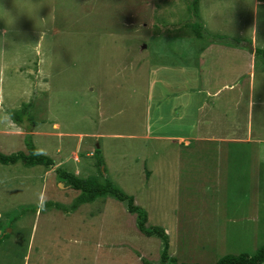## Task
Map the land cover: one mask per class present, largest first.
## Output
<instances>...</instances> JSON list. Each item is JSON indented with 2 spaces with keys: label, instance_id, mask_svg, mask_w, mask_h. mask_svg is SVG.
<instances>
[{
  "label": "rangeland",
  "instance_id": "rangeland-1",
  "mask_svg": "<svg viewBox=\"0 0 264 264\" xmlns=\"http://www.w3.org/2000/svg\"><path fill=\"white\" fill-rule=\"evenodd\" d=\"M192 1L0 0V114L27 118L33 103L36 125L27 134L2 114L0 152L27 153L31 141L56 162L0 163V264H161V238L140 231L126 201L106 191L77 205L82 191L59 168L133 197L179 262L264 246V59L253 53L264 3L197 0L194 13ZM197 20L202 37L187 26ZM232 93L237 107L225 105ZM251 102L257 142L246 140Z\"/></svg>",
  "mask_w": 264,
  "mask_h": 264
},
{
  "label": "trees",
  "instance_id": "trees-1",
  "mask_svg": "<svg viewBox=\"0 0 264 264\" xmlns=\"http://www.w3.org/2000/svg\"><path fill=\"white\" fill-rule=\"evenodd\" d=\"M190 9H193L194 13L198 12L199 10V1L193 0L189 3ZM199 19V18H198ZM201 21H193L187 23V26L193 28L197 32L198 37H202L200 30L203 28V25L200 23ZM223 37V36H221ZM224 38V37H223ZM255 59H264V49H256L254 51ZM264 68V67H263ZM33 103H29L25 105L21 112H25V115L28 117L29 109L32 107ZM19 113L12 114L13 119L17 123H21L23 119H27L20 115H16ZM29 141V140H28ZM29 146L31 147L29 152L25 151H18L17 153L11 155H5L0 152V163L3 164H15L18 161H23L25 164L29 166H36V165H44L46 167L52 168L55 166V160L50 158L49 156L43 155L38 153L35 150L32 142H28ZM97 158H98V165L101 166L104 161L103 158L100 156V150H97ZM60 171V179H64L63 181L66 182L67 186L71 188L78 189L82 191V196L78 199V203L83 202H90L94 201L98 197L102 196V194L106 191L115 195V197L119 198L122 201H126L129 207V210L133 213H137L139 215V229L142 233L147 236H157L162 240V253H161V264H200V263H185L179 262L176 257L170 256V237L166 233L165 229L162 227H150L148 228L147 223V216L146 213L138 206L134 204V199L131 196L126 195L123 191L115 187L111 181H107L105 184H100L95 179H83L77 177L73 172H69L66 169L59 168ZM5 236V235H3ZM2 240V236L0 237V242ZM264 262V246L260 247L254 255L249 254H227L220 258L216 264H262Z\"/></svg>",
  "mask_w": 264,
  "mask_h": 264
},
{
  "label": "crops",
  "instance_id": "crops-1",
  "mask_svg": "<svg viewBox=\"0 0 264 264\" xmlns=\"http://www.w3.org/2000/svg\"><path fill=\"white\" fill-rule=\"evenodd\" d=\"M257 2L258 3H264V0H257ZM256 33H257V31H256ZM253 43H252V46L253 45H255V44H257V41L255 42V37H256V34H253ZM253 48V47H252ZM262 49H264V48H262ZM204 51H202V53H201V56H204ZM253 81V79H251L250 80V82H252ZM239 87H241L242 89H243V87H242V85H238ZM251 86H252V88L254 87L253 86V84H251ZM226 88L227 89V86H223V88ZM231 89H233V88H231ZM183 91V90H182ZM219 92V91H218ZM182 94H189L187 91H183L182 92ZM220 95L221 94H216V96L215 97H220ZM241 101H242V99H241ZM240 100H237V96L234 94V93H232L231 94V96H230V99L226 102V104L225 105H227V104H229V105H231L233 102L235 103V106L237 107L238 106V104L241 102ZM249 111H247V116H246V119H245V121L244 122H246V123H248V131H247V138H246V140L247 141H250V140H252L253 138H254V135H253V117L255 116V108L254 107H256V104H254V102H251V105L249 104ZM221 108H222V106L221 107H219L218 108V114L219 115H221L222 114V112H221ZM231 112H233L232 114H229V113H227V117H228V121L231 123V124H234V123H236V111H237V108H231V110H230ZM5 113V112H4ZM3 112H2V114H3V116H5L6 117V119H7V121L8 122H12V121H10L9 119H8V117L6 116V114H4ZM221 113V114H220ZM2 114H0V116L2 115ZM232 117H234V121H233V123H232ZM13 123V122H12ZM55 125H57V124H55ZM35 129H36V127H35ZM34 129V130H35ZM240 129V128H239ZM238 126H235V125H233V126H231V130H230V134H229V136L228 137H231L230 139H231V141L232 142H235V143H237V137H235V135L236 134H238ZM212 136V138H209V139H207V140H211V141H216L217 140V143L219 142H224L225 140L224 139H226V138H222L221 136L220 137H217V136H215V135H211ZM242 139L240 138V141H241ZM246 140H242V141H246ZM257 140H260L259 138L258 139H254V140H252L253 142H257ZM191 141H193V140H183V139H181V140H179V143H183V145L185 146V147H190V142ZM240 141H238V142H240ZM246 141V142H247ZM264 158V157H263ZM244 160H247L246 158L244 159ZM179 165L178 164H175V167H178ZM179 170V169H178ZM178 173H179V171H178ZM179 176H180V173H179ZM210 217H212V216H208V218H210ZM220 222V221H219ZM216 226V225H215Z\"/></svg>",
  "mask_w": 264,
  "mask_h": 264
},
{
  "label": "clouds",
  "instance_id": "clouds-1",
  "mask_svg": "<svg viewBox=\"0 0 264 264\" xmlns=\"http://www.w3.org/2000/svg\"><path fill=\"white\" fill-rule=\"evenodd\" d=\"M253 43V42H252ZM251 43H249V45H250ZM247 45V44H246ZM251 47H252V44H251ZM253 50V49H252ZM256 50V48L254 49V51ZM254 53V52H253ZM29 104V103H28ZM28 104H26V105H28ZM32 106H33V104H32ZM32 108V107H31ZM30 108V109H31ZM15 114V113H14ZM11 120H13L12 122L13 123H15V124H18V125H21V126H23L24 128H25V130L27 131V134H30L31 132H33V130L35 129V127H36V125L34 124V123H32V121H31V118L30 119H28V121L26 120H24L23 119V121H21V123L19 122V123H17V122H15V120L13 119V116L11 115V118H10ZM24 122H30L31 123V127L30 128H27V127H25V125H23V123ZM97 150H100V148L99 147H96V148H94V151H90V153H89V155L90 156H95V157H97V155H99V154H97ZM2 153V152H1ZM100 156L103 158V161H104V157H103V155H102V152H101V150H100ZM75 159L77 160V163H80L81 161H80V158H79V156L77 155V154H75ZM98 158H97V161H96V164H95V166L100 170V171H102V172H106L105 171V168H104V165H105V161H104V163L101 165V166H99L98 165ZM55 164H56V162H55ZM54 167H56V166H54ZM69 171V170H68ZM69 172H73L77 177H79V178H83V179H95L94 178V176H89V177H86V178H84V177H82V176H79V172L78 173H75L74 171H69ZM150 176H151V174H150ZM96 180V179H95ZM97 182H99L100 184L101 183H103V182H100L99 180H96ZM63 183H65L66 184V182H64L63 181ZM112 183V182H111ZM113 184V183H112ZM67 185V184H66ZM114 185V184H113ZM115 186V185H114ZM69 188H71L70 186H68ZM116 187V186H115ZM118 188V187H117ZM119 189V188H118ZM122 191V190H121ZM126 194V193H125Z\"/></svg>",
  "mask_w": 264,
  "mask_h": 264
}]
</instances>
